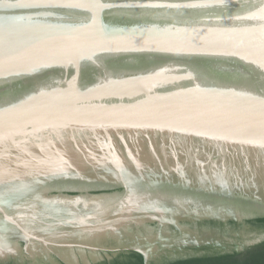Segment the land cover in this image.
Listing matches in <instances>:
<instances>
[{"label":"water","instance_id":"95a60500","mask_svg":"<svg viewBox=\"0 0 264 264\" xmlns=\"http://www.w3.org/2000/svg\"><path fill=\"white\" fill-rule=\"evenodd\" d=\"M255 215L264 0H0V263Z\"/></svg>","mask_w":264,"mask_h":264},{"label":"flooded vegetation","instance_id":"af4514ba","mask_svg":"<svg viewBox=\"0 0 264 264\" xmlns=\"http://www.w3.org/2000/svg\"><path fill=\"white\" fill-rule=\"evenodd\" d=\"M247 219L249 218L227 221L214 219L185 220L168 227H160L157 222H153L135 232L132 238L133 242L137 244L148 242L154 237L160 240L156 241L155 248L152 249L153 253H148V264L150 262L167 264L168 261L180 258L240 253L247 247L264 239L263 233L251 230L245 221ZM25 236L26 234H19L12 237L13 248L3 251L6 256L3 257L6 259L5 263L67 264V262L76 260L79 264H86V262L91 263L95 258H110L120 252L136 251L121 247L115 250L108 249L111 245L115 246L114 242L108 240L100 243V248L86 244V246L80 245L71 250L69 249V256L72 257L69 261L62 256V252L67 251L62 247L51 249L49 246L37 245L38 251L31 253L33 245L25 243L23 239ZM166 239L175 241H166ZM142 250L145 251L143 248Z\"/></svg>","mask_w":264,"mask_h":264},{"label":"trees","instance_id":"16d2710c","mask_svg":"<svg viewBox=\"0 0 264 264\" xmlns=\"http://www.w3.org/2000/svg\"><path fill=\"white\" fill-rule=\"evenodd\" d=\"M245 221L251 230L264 232V215H255ZM93 264H145V261L141 253L129 251L127 253L120 252L111 258H104ZM149 264L158 263L150 262ZM167 264H264V239L240 253L180 258L168 261Z\"/></svg>","mask_w":264,"mask_h":264}]
</instances>
